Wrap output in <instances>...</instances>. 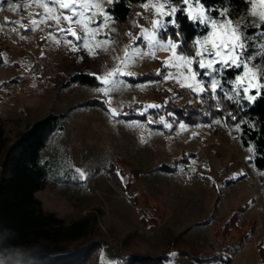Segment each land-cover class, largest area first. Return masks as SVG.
Here are the masks:
<instances>
[{
	"label": "rangeland",
	"instance_id": "rangeland-1",
	"mask_svg": "<svg viewBox=\"0 0 264 264\" xmlns=\"http://www.w3.org/2000/svg\"><path fill=\"white\" fill-rule=\"evenodd\" d=\"M92 2L107 10L110 20L101 35L107 33L113 41L96 49L99 37L90 39L95 57L71 52L63 40L60 44L46 40L50 34L60 38L50 33L51 20L29 31L30 15L39 21L42 8L0 0V123L11 146L34 123L50 114L63 115L61 127L49 137L42 155L48 185L36 198L45 212L67 223L88 216L95 220L94 234L85 248L88 256L79 264H264V170L255 167L254 151L242 146L241 131L234 124L213 122L227 120L221 116L227 115V108L207 97L202 101L189 89L155 75L186 71L162 66L160 61L170 58L165 51L122 69L132 73L121 76L128 87L109 97L96 91L101 87L99 77L120 65L124 50L140 29L150 32L149 21L161 19L151 5L166 0H148L147 9L142 3L132 4L129 18L122 23L108 12L113 2ZM13 5L18 11L11 10ZM261 19L264 0H252L248 16L232 21L238 27L247 22L246 31L258 36ZM6 20L24 23L5 26ZM60 27L67 24L61 22ZM169 29H158L157 39H172ZM208 29L197 39L206 56L231 46L226 25L222 28L218 22V34L211 37L212 29ZM129 32L131 37L126 35ZM250 67L257 77L263 73L264 65L258 61H250ZM77 76L94 77L96 82L82 86L72 82ZM149 104L162 106L148 109L146 119L139 113ZM109 108L116 110V117ZM175 109L189 114L190 122ZM217 109L223 112L218 114ZM161 117L173 129L158 123ZM136 124L142 126H128ZM179 124L188 130L182 131ZM240 173L244 175L238 180L230 179ZM171 234H183L179 252L167 253ZM173 253L179 254L172 257Z\"/></svg>",
	"mask_w": 264,
	"mask_h": 264
},
{
	"label": "snow or ice",
	"instance_id": "snow-or-ice-1",
	"mask_svg": "<svg viewBox=\"0 0 264 264\" xmlns=\"http://www.w3.org/2000/svg\"><path fill=\"white\" fill-rule=\"evenodd\" d=\"M108 2H114V0H108ZM252 5V0H248ZM17 3H25L26 7H39L44 11L37 14L40 18L39 21L30 15L29 31L37 30L41 25L47 24L49 20L53 22L54 27L50 28V33H58L57 35L50 34L46 37V40L54 41L56 44H60L63 40L65 46L71 52H84L93 57L96 56V52L90 47V39H97L95 44L96 49H100L105 44L112 43L111 37L104 33L101 35V30L109 22L110 17L107 14V10L103 9L102 4L99 2L84 3L80 0H17ZM141 3L145 9L149 8L148 0H141ZM153 14L158 15L161 19L150 20L151 31L147 28L140 29L139 35L132 39L131 44L124 50V58L121 60L120 65L111 72H106L103 76L99 77L101 87L97 88L98 94L105 97H109L111 93L119 91L121 88L128 87L126 80L121 79V76H130V71H122V69L129 68L137 60L144 59L145 57L155 59L156 53L159 51H165L170 53V58L164 61H160L161 65L165 68H179L185 69L178 74L171 72H157L155 75L158 77L163 76L165 81H174L181 88L189 89L194 95L199 96L203 101L205 97L214 101L216 104H220L223 100L232 102L233 104L240 105L241 101H255L257 95L264 96V73L257 77L256 73L250 67V61H258L264 65V19H261L259 35L255 33H248L246 31L247 22L243 27H238L232 20L226 19L228 13L221 11L220 9H208L205 7L204 0H166L159 5H151ZM11 10L13 12L18 11V8L13 5ZM213 12L216 15H213ZM184 15L190 22H198L205 25V27H211L212 32L210 37L217 33V24L220 22V27L225 25L231 30V46L227 44L216 51L215 55H205V52L201 50L200 41L195 40L192 42L195 47L194 55L190 53H183L180 49V44L177 43L179 39L173 36L172 39L160 40L156 37L158 29L175 28L179 29V15ZM97 17H99L97 19ZM222 21V22H221ZM61 22L67 24V27H60ZM15 23L17 26L22 27L23 21H5V26H11ZM19 27L14 29L18 33ZM255 28V23L253 24ZM139 28V25H137ZM79 29V31H77ZM129 37L132 33H126ZM255 37V40L253 39ZM24 37H21L23 39ZM255 41H259L257 44ZM253 48L255 54L248 53L247 49ZM3 60L0 59V63ZM198 66L199 71L196 67ZM233 68L239 69L242 74L235 75L234 79L227 80L226 83L230 87L225 90V85L222 83V79L225 76V69ZM206 77L207 79H201ZM247 78V79H246ZM185 80H191L192 83H185ZM241 88L243 89L241 93ZM105 104L111 105L110 99H105ZM162 105L149 104L147 108L139 113L147 119L148 109H160ZM223 112V109H217ZM108 111L113 117L117 116L115 109L109 108ZM228 121H235L233 127L237 131H241L242 128L247 127L249 130L253 127L248 121L242 118H237L234 113H227V120H213L216 124L227 123ZM164 128L173 129V124L168 123L161 117L158 121ZM176 123H179L178 121ZM141 127L142 125H128ZM179 128L182 131H187L188 128L185 124H179ZM243 133L240 139H243ZM247 144V142H245ZM249 152L254 151V147H248ZM75 172L82 179H87L86 174L80 169H75ZM234 174L230 177L232 180H238L240 176ZM117 176L122 180L123 177L117 173ZM178 254H171L172 257H176Z\"/></svg>",
	"mask_w": 264,
	"mask_h": 264
},
{
	"label": "trees",
	"instance_id": "trees-1",
	"mask_svg": "<svg viewBox=\"0 0 264 264\" xmlns=\"http://www.w3.org/2000/svg\"><path fill=\"white\" fill-rule=\"evenodd\" d=\"M136 3H141V0H114L108 12L116 22L122 23L129 18L131 5ZM204 4L208 9L226 11L231 20L247 17L251 7L248 0H204ZM178 19L180 28H170L168 34L179 38L181 52L193 55L192 42L206 35L209 29L190 22L182 14ZM249 50L254 52L253 48ZM195 67L199 70L198 66ZM240 73L239 69L225 70L221 81L225 90L230 87L226 81ZM71 80L88 87L96 82L89 76H77ZM221 104L238 119L242 118L253 126L251 130L242 128L241 135H246H243L241 143L244 148L254 147L253 163L258 170H264V96L257 95L255 101H241L240 105L227 100ZM165 107L169 109L166 104ZM175 112L182 116V120L190 122L189 114L176 109ZM219 113L222 112L218 110ZM221 116L227 118V115ZM63 121V115L50 114L19 133L11 146L4 125L0 123V264H79L88 256L89 251L85 248L94 234L95 220L88 216L67 223L57 215L45 212L36 198V194L48 185V171L42 155L49 137ZM228 122L235 124V121ZM179 237L182 239L183 234L170 235L167 253L171 250L179 252Z\"/></svg>",
	"mask_w": 264,
	"mask_h": 264
}]
</instances>
